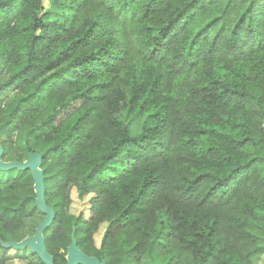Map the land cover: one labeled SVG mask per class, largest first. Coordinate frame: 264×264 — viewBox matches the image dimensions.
I'll return each instance as SVG.
<instances>
[{
  "label": "trees",
  "instance_id": "trees-1",
  "mask_svg": "<svg viewBox=\"0 0 264 264\" xmlns=\"http://www.w3.org/2000/svg\"><path fill=\"white\" fill-rule=\"evenodd\" d=\"M23 129L27 156H43L55 264L74 240L105 264L153 248L177 264H254L264 0H0L3 158ZM34 186L31 170L0 169L1 241L24 227ZM73 188L96 195L90 219L71 212Z\"/></svg>",
  "mask_w": 264,
  "mask_h": 264
},
{
  "label": "rangeland",
  "instance_id": "rangeland-1",
  "mask_svg": "<svg viewBox=\"0 0 264 264\" xmlns=\"http://www.w3.org/2000/svg\"><path fill=\"white\" fill-rule=\"evenodd\" d=\"M47 4V2H45ZM26 132L25 129L16 131L10 143V152L6 158H2L4 162H13L20 161L17 159L22 158V161L25 162L28 160L26 151H24V136ZM95 194H90L85 198H80L76 188L71 190V212L77 216H84L86 219H90L93 215L92 211V201L94 202ZM94 198V199H93ZM30 216L25 220L24 227L17 233L10 236V241H15L17 243H22L29 238L35 236L39 226L45 221L48 213L43 211L39 205L34 202L29 204ZM107 223L100 225L98 231L95 234V241L97 245H100V242L103 238L104 231L107 228ZM250 230L255 234L261 236L264 240V234L260 232L259 229L251 227ZM7 250V255L9 260L6 264H41L37 257H40L38 254L36 256L31 255L32 251L30 246L26 248H16L15 246L6 248L0 244V256L5 253ZM67 258L71 260L70 253H68ZM254 264H264V254L256 255L253 258ZM142 264H177L171 255L162 253L158 248H153L150 255H146L142 259Z\"/></svg>",
  "mask_w": 264,
  "mask_h": 264
},
{
  "label": "water",
  "instance_id": "water-1",
  "mask_svg": "<svg viewBox=\"0 0 264 264\" xmlns=\"http://www.w3.org/2000/svg\"><path fill=\"white\" fill-rule=\"evenodd\" d=\"M3 148L0 144V169H21V170H31L32 176L35 181V191L37 194L36 203L39 207L48 213L45 221L39 226L36 231L35 236L29 238L28 240L17 243L15 241L4 242L0 240V244L6 248L15 246L16 248H26L30 246L32 253H36L40 256L45 264H55L53 257L49 254L44 238L45 230L51 225L55 218V210L50 207L45 200V185H44V174L42 170L43 156L39 153H33L29 156L28 160L23 161H13L4 162L3 161ZM70 253L71 260L68 259L67 264H105L101 262L98 258L93 256H88L83 253L76 244L74 240L72 245L68 249Z\"/></svg>",
  "mask_w": 264,
  "mask_h": 264
}]
</instances>
